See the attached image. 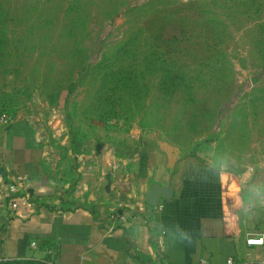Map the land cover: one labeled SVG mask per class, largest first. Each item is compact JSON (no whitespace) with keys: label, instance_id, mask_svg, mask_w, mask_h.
Wrapping results in <instances>:
<instances>
[{"label":"rangeland","instance_id":"obj_1","mask_svg":"<svg viewBox=\"0 0 264 264\" xmlns=\"http://www.w3.org/2000/svg\"><path fill=\"white\" fill-rule=\"evenodd\" d=\"M22 113L73 183L118 132L264 175V0H0V127Z\"/></svg>","mask_w":264,"mask_h":264},{"label":"crops","instance_id":"obj_2","mask_svg":"<svg viewBox=\"0 0 264 264\" xmlns=\"http://www.w3.org/2000/svg\"><path fill=\"white\" fill-rule=\"evenodd\" d=\"M110 142L79 157L87 173L75 183L65 178L70 188L61 192L60 173L68 176L63 161L60 171L47 162L33 125L21 120L0 127V177L24 176L31 193L46 192L33 214L20 208L10 222L0 214V260L264 264V246L247 244L264 233V175L182 153L155 133L118 132ZM112 161L118 168L106 174ZM150 194L157 196L155 206ZM121 208L125 220L111 233L110 214Z\"/></svg>","mask_w":264,"mask_h":264},{"label":"built area","instance_id":"obj_3","mask_svg":"<svg viewBox=\"0 0 264 264\" xmlns=\"http://www.w3.org/2000/svg\"><path fill=\"white\" fill-rule=\"evenodd\" d=\"M25 115L26 114L22 113L15 119V121L25 120ZM6 118L7 116H5L2 120V122L5 123V125L9 124V120ZM38 118H40V116H38ZM26 120L29 121L33 125L40 140L44 144L47 150L46 157H45L47 162L55 170L60 171L59 165L62 160V151L59 148L55 147L50 142V137L46 133V129H45L46 126L44 125L43 122L39 121V119H37L34 116H29ZM54 123H57V121H55ZM54 129H57V128L54 127ZM80 164L78 166L79 167L78 175L81 178L82 177L81 175H84L85 173H87V171L83 169L85 163L81 162ZM117 168H118L117 163L112 161L109 165V168L106 170V174L114 173L117 170ZM60 175H61L60 177L63 183H59V189H61V192H63L67 188H70V185L67 184L68 180L64 182L65 178L67 177L61 173ZM79 191H81V188L79 187V182H77L74 192L78 193ZM44 193L46 192L45 191H39V192L35 191L31 193L29 190L27 177L20 176L14 181H7L5 178L0 177V214L5 216V218L9 222L13 218L18 216L20 208H25V213H24L25 216L33 214L39 210V207L44 202V197H45ZM262 205L264 208V198L262 201ZM110 220H111V225L109 227V232L113 233L116 231V225H115L116 222L125 220L123 209L121 208V209L114 210L110 214ZM247 244L264 246V233H260L258 235H253V236L248 237ZM33 246H36L35 242L33 243ZM229 264H234V261L232 259L229 260Z\"/></svg>","mask_w":264,"mask_h":264},{"label":"trees","instance_id":"obj_4","mask_svg":"<svg viewBox=\"0 0 264 264\" xmlns=\"http://www.w3.org/2000/svg\"><path fill=\"white\" fill-rule=\"evenodd\" d=\"M52 264L48 261L38 260V259H30V260H0V264Z\"/></svg>","mask_w":264,"mask_h":264},{"label":"water","instance_id":"obj_5","mask_svg":"<svg viewBox=\"0 0 264 264\" xmlns=\"http://www.w3.org/2000/svg\"><path fill=\"white\" fill-rule=\"evenodd\" d=\"M148 200H149V203H150L151 205L155 206V205H156V202H157V196L154 195V194H150V195L148 196ZM156 227H157V229L159 230V232H161L162 227H161L159 224H157Z\"/></svg>","mask_w":264,"mask_h":264}]
</instances>
